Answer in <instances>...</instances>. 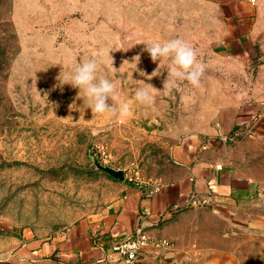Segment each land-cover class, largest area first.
Instances as JSON below:
<instances>
[{
    "label": "rangeland",
    "instance_id": "obj_1",
    "mask_svg": "<svg viewBox=\"0 0 264 264\" xmlns=\"http://www.w3.org/2000/svg\"><path fill=\"white\" fill-rule=\"evenodd\" d=\"M253 13L241 37L215 0H0V245L66 230L100 212L120 182L163 180L173 168L170 147L205 125L212 106L252 104L264 120V0ZM176 38L206 70L199 88L182 81L166 93V69L147 79L157 65L136 42ZM254 42L263 54L255 56ZM84 57L107 61L128 116L80 112L78 89L59 85L62 65ZM139 80L155 88L150 105L135 102ZM92 158L124 169V179ZM215 226L216 245L233 256L225 264H264V230Z\"/></svg>",
    "mask_w": 264,
    "mask_h": 264
},
{
    "label": "crops",
    "instance_id": "obj_2",
    "mask_svg": "<svg viewBox=\"0 0 264 264\" xmlns=\"http://www.w3.org/2000/svg\"><path fill=\"white\" fill-rule=\"evenodd\" d=\"M215 1L236 20L238 36H244L257 0ZM257 110L252 104L212 106L205 125L182 134L170 147L173 168L166 178L120 182L119 192L100 212L66 230L1 242L0 261L225 264L233 256L228 247L216 245V222L223 228L264 230V120ZM138 226L149 242L134 263H127L110 246ZM161 239L168 245L155 246Z\"/></svg>",
    "mask_w": 264,
    "mask_h": 264
},
{
    "label": "clouds",
    "instance_id": "obj_3",
    "mask_svg": "<svg viewBox=\"0 0 264 264\" xmlns=\"http://www.w3.org/2000/svg\"><path fill=\"white\" fill-rule=\"evenodd\" d=\"M139 42L146 44L145 50L149 53L151 60L157 65L151 74H147V79L159 76L165 69L167 71L163 90L159 91L170 93L177 83L182 81H187L193 88L200 87L206 65L199 60L196 49L189 43L179 38L164 42L141 40L136 43ZM105 55L110 59L114 69L109 51ZM139 60L140 57L137 55L133 57L131 63L127 61L130 70L137 69ZM106 67L107 61L105 60H98L95 57H84L67 68L62 65L57 79L61 86L67 84L78 89L76 99L83 101V106L78 109L80 112H83L84 109H91L93 115L115 117L119 114L121 117L128 116L129 106L127 103L119 102L115 77L104 71ZM140 75L145 76L146 74L141 71ZM128 79L136 81L131 76ZM139 81L140 85L134 91L135 102L142 105L152 104L154 100L152 89L155 88L142 80ZM72 105H70V108H77L75 103V107H72Z\"/></svg>",
    "mask_w": 264,
    "mask_h": 264
},
{
    "label": "built area",
    "instance_id": "obj_4",
    "mask_svg": "<svg viewBox=\"0 0 264 264\" xmlns=\"http://www.w3.org/2000/svg\"><path fill=\"white\" fill-rule=\"evenodd\" d=\"M253 1V0H252ZM197 203V201L195 202ZM149 236L141 226L135 228L132 234L121 240L111 244V251L120 256L127 263H134L141 250L148 244ZM157 247L168 245V241L161 239L154 244Z\"/></svg>",
    "mask_w": 264,
    "mask_h": 264
},
{
    "label": "water",
    "instance_id": "obj_5",
    "mask_svg": "<svg viewBox=\"0 0 264 264\" xmlns=\"http://www.w3.org/2000/svg\"><path fill=\"white\" fill-rule=\"evenodd\" d=\"M92 164L102 171H104L106 174H108L113 179L122 181L125 176V170L124 169H116L110 165H108L106 162L100 163L95 158H92Z\"/></svg>",
    "mask_w": 264,
    "mask_h": 264
},
{
    "label": "trees",
    "instance_id": "obj_6",
    "mask_svg": "<svg viewBox=\"0 0 264 264\" xmlns=\"http://www.w3.org/2000/svg\"><path fill=\"white\" fill-rule=\"evenodd\" d=\"M253 49L255 51V56H259V55L263 54V52L261 51V49L257 43H255L253 45Z\"/></svg>",
    "mask_w": 264,
    "mask_h": 264
}]
</instances>
